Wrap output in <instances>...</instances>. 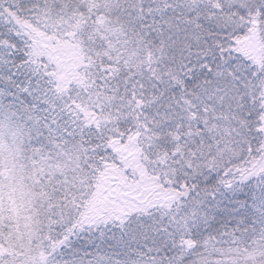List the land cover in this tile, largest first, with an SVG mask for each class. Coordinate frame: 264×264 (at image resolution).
I'll return each mask as SVG.
<instances>
[{"label":"snow or ice","instance_id":"snow-or-ice-1","mask_svg":"<svg viewBox=\"0 0 264 264\" xmlns=\"http://www.w3.org/2000/svg\"><path fill=\"white\" fill-rule=\"evenodd\" d=\"M0 264H264V0H0Z\"/></svg>","mask_w":264,"mask_h":264}]
</instances>
